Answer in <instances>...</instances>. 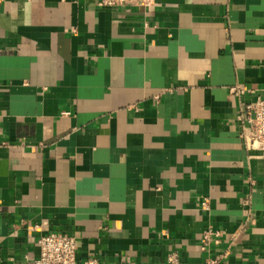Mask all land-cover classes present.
<instances>
[{
	"label": "crops",
	"instance_id": "1",
	"mask_svg": "<svg viewBox=\"0 0 264 264\" xmlns=\"http://www.w3.org/2000/svg\"><path fill=\"white\" fill-rule=\"evenodd\" d=\"M157 2L1 4L0 264L46 231L79 264H264V151L230 91L264 95V0Z\"/></svg>",
	"mask_w": 264,
	"mask_h": 264
},
{
	"label": "built area",
	"instance_id": "2",
	"mask_svg": "<svg viewBox=\"0 0 264 264\" xmlns=\"http://www.w3.org/2000/svg\"><path fill=\"white\" fill-rule=\"evenodd\" d=\"M5 0H0L1 4ZM158 0H100L104 5H118L125 8L140 6L154 8ZM247 88L245 85L236 84L231 87L232 94L239 98V118L246 124L245 133L253 149L264 151V95L255 99H247ZM66 113V112H65ZM205 205L207 203H204ZM221 230L214 226H206L202 231L203 248L209 249L210 244L221 242ZM39 256L32 264H79L78 263V240L75 236L62 231H46L38 237ZM230 250L209 254L204 264H228L227 259ZM83 264H101L94 256L87 258ZM163 264H186L181 260L179 251L173 250L168 253Z\"/></svg>",
	"mask_w": 264,
	"mask_h": 264
}]
</instances>
